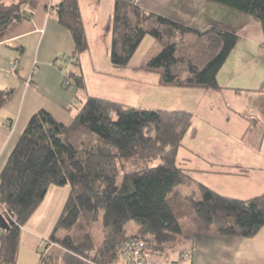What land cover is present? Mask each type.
I'll return each instance as SVG.
<instances>
[{
  "label": "trees",
  "instance_id": "trees-1",
  "mask_svg": "<svg viewBox=\"0 0 264 264\" xmlns=\"http://www.w3.org/2000/svg\"><path fill=\"white\" fill-rule=\"evenodd\" d=\"M208 1L248 15L264 32V0ZM36 8L35 0H0V34L30 20ZM51 11L71 33L78 59L89 48L79 0H63ZM146 37L162 47L147 68L162 72L163 85L202 90L221 88L218 74L239 41L224 28L196 31L147 12L136 0H115L111 64L127 67ZM71 83L85 88L81 73H67L64 86ZM13 95L0 89V108ZM192 123L187 111L142 110L96 97L81 102L69 125L38 111L0 178V216L8 225L0 236V264L18 263L22 229L52 186L69 185L70 195L47 240L48 250L56 248L43 250L40 264H127L139 243L172 264L175 252L192 255L182 246L197 235L256 237L264 227V194L248 200L221 195L178 164ZM155 160L162 163L150 167ZM185 220L194 228L185 230ZM134 221L137 230L129 234Z\"/></svg>",
  "mask_w": 264,
  "mask_h": 264
},
{
  "label": "crops",
  "instance_id": "crops-1",
  "mask_svg": "<svg viewBox=\"0 0 264 264\" xmlns=\"http://www.w3.org/2000/svg\"><path fill=\"white\" fill-rule=\"evenodd\" d=\"M35 1L30 20L0 34V89L14 90L11 100L0 108V178L33 115L44 109L69 125L81 102L96 97L142 110L192 113V126L177 157L192 180L236 199L264 194V32L260 23L208 0H136L147 12L193 30L220 27L238 35L234 51L218 74L221 88L184 89L163 85L162 72L147 68V62L162 51L152 37L144 39L127 67L111 64L115 0H79L89 48L78 59L72 57L71 33L51 11L63 0ZM15 61L17 68L12 72ZM69 72L82 74L83 90L72 83L64 86ZM69 195L67 185L50 187L22 229L18 264H40V253L48 250L47 240ZM182 249H190L192 255H173L170 263L264 264V227L251 239L197 235L193 244ZM159 257L157 263L165 264V258Z\"/></svg>",
  "mask_w": 264,
  "mask_h": 264
},
{
  "label": "rangeland",
  "instance_id": "rangeland-1",
  "mask_svg": "<svg viewBox=\"0 0 264 264\" xmlns=\"http://www.w3.org/2000/svg\"><path fill=\"white\" fill-rule=\"evenodd\" d=\"M96 139H97V137H95V136H93L90 140H88V143L90 144L91 143V145H94L95 144V142H96ZM162 162L160 161V160H155V161H153V162H151L150 164H149V166L150 167H155V166H157V165H159V164H161ZM68 187H70L69 185H67ZM183 227H184V229L185 230H187V229H189L190 227H193L194 228V226L191 224V223H189L188 221H186L185 220V222L183 223ZM127 230H128V233L129 234H134L135 232H136V230H137V223L134 221V222H131L128 226H127ZM98 235V234H97ZM56 247L55 246H51L50 247V249H49V251L52 249H55ZM48 251V252H49ZM173 255H176V256H180V252H175V254H171V256L169 257V261L171 260V259H173L174 258V256ZM159 255L158 254H152L150 257H149V260H148V262L150 263V264H158L157 263V261L159 260ZM18 264V263H17Z\"/></svg>",
  "mask_w": 264,
  "mask_h": 264
},
{
  "label": "built area",
  "instance_id": "built-area-1",
  "mask_svg": "<svg viewBox=\"0 0 264 264\" xmlns=\"http://www.w3.org/2000/svg\"><path fill=\"white\" fill-rule=\"evenodd\" d=\"M17 68V61L12 66V72H15ZM133 249L128 256L127 264H148L147 260L150 257V252L146 249L142 243L134 244Z\"/></svg>",
  "mask_w": 264,
  "mask_h": 264
},
{
  "label": "water",
  "instance_id": "water-1",
  "mask_svg": "<svg viewBox=\"0 0 264 264\" xmlns=\"http://www.w3.org/2000/svg\"><path fill=\"white\" fill-rule=\"evenodd\" d=\"M63 182H65V181H63ZM0 228L2 230L8 229V225H7L5 219L2 216H0Z\"/></svg>",
  "mask_w": 264,
  "mask_h": 264
}]
</instances>
